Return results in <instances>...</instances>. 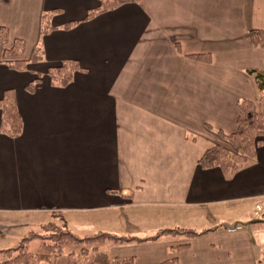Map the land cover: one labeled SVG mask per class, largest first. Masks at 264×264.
I'll use <instances>...</instances> for the list:
<instances>
[{"label":"crops","instance_id":"1","mask_svg":"<svg viewBox=\"0 0 264 264\" xmlns=\"http://www.w3.org/2000/svg\"><path fill=\"white\" fill-rule=\"evenodd\" d=\"M99 4L0 0L2 49L21 40L27 62L14 70L0 54V97L13 89L22 119L17 137L0 132V250L55 215L68 226L88 224L81 216L93 213L116 235L209 229L175 251L176 235L105 241L100 251L112 258L183 264L184 254L194 264H232L249 245L238 228L264 214V134L236 171L198 160L211 145L231 149L217 131L235 132L238 102L256 100L246 71L264 70V48L248 32L264 30V0H128L85 20ZM38 46L42 58L32 63ZM66 61L82 70L51 84L48 68ZM66 253L55 264H67Z\"/></svg>","mask_w":264,"mask_h":264},{"label":"trees","instance_id":"2","mask_svg":"<svg viewBox=\"0 0 264 264\" xmlns=\"http://www.w3.org/2000/svg\"><path fill=\"white\" fill-rule=\"evenodd\" d=\"M9 3L10 0H1ZM128 0H100L98 7L91 9L85 16V20L117 7ZM42 33L51 29L48 25L49 16L44 13ZM73 22L67 23L63 27L69 29ZM248 38L255 47L264 48V30H249ZM5 41V32L0 29V54L7 59L9 67L14 70L26 69L27 62L22 59V41L14 40L9 49H2ZM42 50L40 47L34 48L30 61L32 63L40 61ZM199 60L201 56H192ZM82 70L76 61H66L60 65L51 66L47 70V75L51 84L64 86L68 84L75 71ZM246 73L252 78L256 89V100L254 102L241 99L238 102L239 115L237 118V128L233 133L217 131L220 138L227 141L232 151L224 149L218 145L209 146L198 160L200 167H219L224 173L236 171L254 157L256 147L261 142L264 134V121L262 108L264 104V70L248 69ZM41 77L37 75L31 81L26 90L32 92L40 84ZM22 129V119L18 111L14 90L6 89L0 97V132L9 137H17ZM54 220L44 222L39 226V231H30L21 237L13 247L0 250V264H55L56 259L64 254V246L68 243L77 245L76 251L67 252V264H134V257L112 258L107 252L97 249V245L105 241H112L116 244L128 242H143L155 240L162 235H181L190 240L199 237L209 231L202 232L190 228L163 229L148 238H138L136 236L116 235L110 232L99 231L91 235L80 237L72 233L60 215H55ZM39 242L38 250H30L31 242ZM189 246L186 241L172 246V250H181ZM176 257H172L162 262V264H177Z\"/></svg>","mask_w":264,"mask_h":264},{"label":"rangeland","instance_id":"3","mask_svg":"<svg viewBox=\"0 0 264 264\" xmlns=\"http://www.w3.org/2000/svg\"><path fill=\"white\" fill-rule=\"evenodd\" d=\"M230 145V144H229ZM231 147V145H230ZM230 151H232V147L231 149H229ZM261 212L264 213V210H260ZM261 212L259 214H261ZM262 216V220H264V214L261 215ZM98 215H95L93 213H88L85 214V216H81V219L86 220L88 224L85 225H80V224H76L74 222H70L68 223L67 228L74 234L80 236V237H84L87 235H91L93 233L102 231V225L101 223L105 224L104 219H98ZM250 222V221H249ZM228 227H230L228 225ZM162 229H174V228H162ZM240 231L243 230L242 232L246 233V236L249 238L248 239V244L247 246L245 245H240L238 248V255L237 257L235 256V258H233L230 262H232V264H264V224H254V223H247L245 225V227H239L238 228ZM257 230H262L260 231V234L258 233V235L256 234ZM32 231H36L38 232V229H32ZM158 231V230H157ZM29 232H27L28 234ZM26 235V233H25ZM24 235V236H25ZM142 236V235H141ZM263 236V237H262ZM176 237L177 240H180L182 243L188 241V239H186L184 236H180V235H176L174 236ZM20 239V238H19ZM19 240L15 239L9 245V247H13L18 243ZM247 243V242H246ZM77 245L68 243L64 246V254L67 251H70L72 249L77 248ZM39 247V242L37 240L33 241L30 246L29 249L30 250H38ZM99 250H102L103 245L102 243L99 244L98 246ZM200 247L198 245H196L195 249H199ZM250 251V254H248V252ZM185 257V258H184ZM185 259L186 262H183V264H194V262H192L190 259H188V256H184V254L180 255V260L181 259Z\"/></svg>","mask_w":264,"mask_h":264},{"label":"water","instance_id":"4","mask_svg":"<svg viewBox=\"0 0 264 264\" xmlns=\"http://www.w3.org/2000/svg\"><path fill=\"white\" fill-rule=\"evenodd\" d=\"M259 221H262V220H260V219H256V220H252V221H250V222H259ZM250 222H248V223H250Z\"/></svg>","mask_w":264,"mask_h":264}]
</instances>
